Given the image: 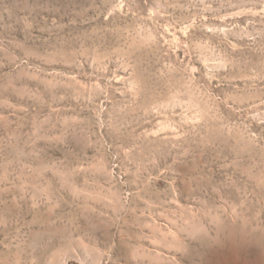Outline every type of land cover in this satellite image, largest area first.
<instances>
[{
	"label": "rangeland",
	"instance_id": "obj_1",
	"mask_svg": "<svg viewBox=\"0 0 264 264\" xmlns=\"http://www.w3.org/2000/svg\"><path fill=\"white\" fill-rule=\"evenodd\" d=\"M0 264H264V0H0Z\"/></svg>",
	"mask_w": 264,
	"mask_h": 264
}]
</instances>
